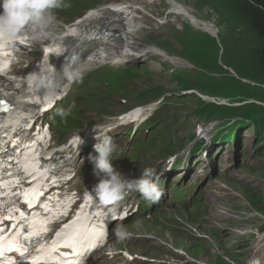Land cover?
I'll return each instance as SVG.
<instances>
[{
	"label": "bare ground",
	"instance_id": "1",
	"mask_svg": "<svg viewBox=\"0 0 264 264\" xmlns=\"http://www.w3.org/2000/svg\"><path fill=\"white\" fill-rule=\"evenodd\" d=\"M135 6V5H134ZM136 11L139 10L140 14L136 19L130 18L129 14L133 11V6L131 5H117L113 6L111 10L114 11L115 15H124L126 25L125 27H119V29H125L126 34L133 35L138 27L137 33L144 28L142 22L145 20L147 13L150 11L151 7L148 5H140L138 8L135 6ZM173 11L176 10L173 8ZM150 16H154V13L150 14ZM165 22L169 23L168 19L164 20ZM150 28L153 27L152 23L149 24ZM81 27V26H80ZM136 33V34H137ZM135 34V35H136ZM65 39H72L70 37L63 36ZM110 51L114 54H118L117 50L115 49L113 43L109 47ZM97 52H105L104 49H101ZM96 52V53H97ZM124 56L122 60L118 61H129L132 59V56H136L137 58H142L146 55L156 56L152 57L148 63V71H142L140 74L136 71H132L128 69L127 71L123 72L117 77V80L121 82L120 84V91L118 93V97L124 102L126 108V112L130 115L129 118L126 119V127L125 132L121 135L113 134L111 137L115 140L126 141L129 143V150H127L128 155L131 158H136L142 154H145L144 159H140L136 164L131 166V171L136 173L139 178L142 176V172L144 168H155L161 169L165 171H169L167 173H163L162 171H156L157 175L159 176V183L160 187L164 190V196L158 203H151L153 207V211L157 216H159L163 221L168 224L171 219L172 215L171 212L164 206L163 201L167 199V196L174 195V197L183 198V200L179 203H175V213L178 216L187 214L193 211L196 207L195 206V199L192 197L193 189L191 185L199 186L202 184L203 181H206L205 177H201L196 180L197 176L199 175L200 169L193 166L192 169L188 172H184L187 167H189L193 162H196V158H193L188 154L182 159L177 161H170V158L176 156L182 152V150L178 149L176 145V140L173 138L178 133V128L173 124L166 125V122H162L161 118L158 117V113L155 112L156 106L153 104H148V102L152 101L157 87L161 84L167 85L165 92H177L180 91L183 93L185 97V101L182 102L181 106L187 105V111L192 112L193 114L196 111L204 112L206 111L207 106H205L200 101V96L194 93L197 89L193 87L185 86L182 82L179 81L175 75L170 74L165 76V72L163 74V70L156 67L158 64V58H160L164 62H169L171 64H183L184 61L176 56H170L165 53L163 50L155 47V46H148L142 49L139 53H130L125 47L120 50ZM93 54L89 55L91 57ZM88 57V58H89ZM88 58L85 60L84 64L88 65L90 61ZM103 62V61H102ZM168 65V64H167ZM166 66V64H165ZM171 68H173L171 66ZM129 77V79H134L138 77L134 83L130 85L123 86L122 81ZM28 76H22L20 74L14 73H4L0 72V85L9 92L6 97L14 104H17L18 109H27L29 104L25 101L28 97L27 87L26 84L28 82ZM50 79L55 81L56 87L52 90L53 93L58 92L61 88V80H60V69H57L53 72ZM139 82V83H138ZM137 83V84H136ZM5 99V98H4ZM198 113V114H199ZM200 118V117H199ZM213 119V117H209ZM117 122L110 124L109 126L116 127ZM217 123H206L203 125L205 131L212 130L214 131L216 128ZM118 125V124H117ZM167 129V136L161 135L159 136L158 133L163 134L162 129ZM158 131V133H157ZM203 134V133H202ZM34 136V140L32 144L37 148L40 149L41 147H45L46 144L43 140L37 139L36 135ZM30 137V134H27L25 138ZM75 148H79L78 141H71ZM153 148L156 149V154L152 151ZM193 148V147H192ZM124 155V153H122ZM197 154V150L195 155ZM49 155L53 157H59L61 159L62 165V172H67L72 170V165L75 162V158H69L68 149L66 145L58 148H52L49 152ZM147 161L144 162L143 161ZM147 163V164H145ZM184 165H188L185 168L181 169ZM165 168V169H164ZM179 171L180 173H174ZM236 166L233 162L231 168H227V173H225V177L231 173L234 175L236 172ZM185 173V174H184ZM209 183V182H208ZM212 183L210 182V187ZM225 185V184H224ZM207 188L206 191L210 189ZM238 188V187H236ZM251 185L247 188L244 187L243 190L246 192L245 199L247 201L249 194L254 193L250 191ZM221 192L216 191H208V197L206 199V203H202V205L192 213V215L200 216L201 219L199 220V225L197 229L193 232L192 229H188L183 227L181 229V233L185 239L187 247L183 249L182 252H174L172 253L171 250L174 247L173 244H169L164 249L165 251L161 252L162 260L156 262L160 264H167L170 262H184L183 264L191 263V260L195 258H200L201 256L205 255L208 251V247L211 246V243L204 240L202 237H205L204 230L208 233L212 228L214 229L211 233L212 237L216 236L215 230H221L222 228L225 229V226L219 220L218 212L219 208L217 207L218 203L221 202ZM141 198H143L141 196ZM140 205V203H139ZM141 207V205H140ZM244 218H247L250 213L259 214L258 211L253 207L251 209H243ZM241 219V220H242ZM193 221L190 220L188 224H191ZM240 221V220H238ZM161 236V235H157ZM221 239V238H220ZM217 240V239H216ZM215 240V241H216ZM253 257L257 259L260 263L261 260L259 259V254L262 253L264 250V246H260L259 244H253ZM161 250V248H159ZM224 251L223 247H217L216 252L212 255H216L222 253ZM261 252V253H256ZM251 255V252L249 253ZM221 264H231L227 262L223 255H220ZM215 260H205L202 264H214ZM180 264V263H179Z\"/></svg>",
	"mask_w": 264,
	"mask_h": 264
},
{
	"label": "clouds",
	"instance_id": "2",
	"mask_svg": "<svg viewBox=\"0 0 264 264\" xmlns=\"http://www.w3.org/2000/svg\"><path fill=\"white\" fill-rule=\"evenodd\" d=\"M3 13H0V40L14 41L15 38L26 31L29 26L33 28L45 22H51L53 16L52 10L61 8H70L71 5L65 0H3ZM63 76L72 80L76 75L71 64L62 66ZM37 86L44 87L48 90H54L55 81L52 79H40ZM61 109L58 115L66 118L71 115V108ZM97 140H102L94 146L97 155H90L89 159L94 165V172L99 179L95 185L93 192L90 193L102 206L109 208V211L118 214V206L132 192L137 191L141 196L151 203H158L164 196V190L160 187L159 176L156 174L155 168H144L142 176L139 179H126L118 172L112 163V156L116 151L117 145L112 142L108 136L109 129L96 128ZM107 137V138H105ZM83 143L82 138L79 140L78 146ZM114 233L118 240L124 241L131 237L129 232L122 224H117Z\"/></svg>",
	"mask_w": 264,
	"mask_h": 264
},
{
	"label": "rangeland",
	"instance_id": "3",
	"mask_svg": "<svg viewBox=\"0 0 264 264\" xmlns=\"http://www.w3.org/2000/svg\"><path fill=\"white\" fill-rule=\"evenodd\" d=\"M240 46V42H237V49L235 50L234 54L232 55V57L237 56L240 54V51L238 50V47ZM103 76L102 78L99 80V82L97 83L100 86H103V84H109L110 85V89H103V88H97V93L100 97H103L105 99H113V97L115 95H117L119 92L115 91V87H114V83L117 79V77L121 74V71H114L112 69H106L104 70V72H102ZM95 86V85H93ZM94 101L88 99L85 104L80 108V109H84L85 107H94ZM227 103V102H226ZM187 105L184 106H180L178 107V111L181 112L182 114H185L187 112ZM207 110H211L210 107L206 108ZM93 110V109H90ZM214 113H217L216 111L213 110ZM188 121L192 124L193 123V119L191 117H188ZM169 121L166 122V125H169ZM162 129V128H161ZM167 129H162L163 130V134L158 133L159 136L161 135H165L167 136ZM231 131V130H230ZM229 131V134H230ZM244 134L242 135L243 138V142H241L242 144H244V146L247 147L248 150V156H247V165H246V170L245 173H249L248 176L251 177H241V181H237L236 185L237 187H239V189L243 190L241 188V185L243 187H245L247 183H249L246 188L248 186H252V188L259 190V192H261V195L264 198V182H262V180L260 179H256L259 178L258 173L260 174H264V155L259 156V154L253 153L252 148H251V139L252 136L251 134L247 133V131L244 130ZM80 159V158H79ZM250 171H254L257 173H253L250 174ZM256 177V178H255ZM244 183V184H243ZM231 185H234L233 182H230ZM252 189H250L251 191ZM247 192V191H246ZM244 191V193H246ZM221 203H218V206H220ZM219 214V212L217 213ZM244 216L242 213H236V217L232 219V221L234 223H231L229 228H227L226 230H229V235L228 236H222L221 239H217L215 242H213L214 246H209V248H211V254H214L216 252L217 247H223L224 252L227 251V255H223L225 260L231 264H241L240 261H242L244 259L245 256L250 255V250L249 248L255 244V243H251L252 241H250L248 238H241V234H239L240 232L246 231L251 229L252 227H258L260 226V224H262L263 218H261L260 216H258V214H253L250 213L249 216L247 218H244L241 220V217ZM240 220V221H238ZM213 229V228H212ZM240 249V250H238ZM239 251L238 254H236V252ZM215 256V255H214ZM214 256H209L207 257L206 255H204L205 260H211L214 258ZM259 259L261 260V262L259 264H264V250L262 251L261 254H259ZM204 260V261H205ZM204 261L202 262H198L197 264H202ZM95 263H99V264H121L120 262H115V263H109V260L104 256V255H100L99 257H97V259L94 261ZM221 264V262H219ZM191 264V263H189ZM227 264V263H225Z\"/></svg>",
	"mask_w": 264,
	"mask_h": 264
},
{
	"label": "snow or ice",
	"instance_id": "4",
	"mask_svg": "<svg viewBox=\"0 0 264 264\" xmlns=\"http://www.w3.org/2000/svg\"><path fill=\"white\" fill-rule=\"evenodd\" d=\"M73 34H76V30L73 29L72 30ZM26 39V38H25ZM52 51V50H50ZM9 65L8 63H4L2 66H0V71L4 70L5 68H7ZM9 93H0V95H8ZM33 103H36L35 98L33 97L32 99ZM11 111V107L7 104V102L3 99H0V113L3 112H9ZM7 127V124L4 122H0V135L4 134V130ZM13 131L15 130V128L12 129ZM44 134L47 135V129H44ZM27 147L29 148H33V145H28ZM27 171H29V175H33L34 173L36 175H38L41 179L44 178L45 173L40 172L39 171V163L35 158V154L33 153V162L30 166V169H26ZM7 187V185H5L3 183V179L0 178V188H4ZM43 193L41 192L40 189H34V191L30 194L32 199L28 200L27 203L30 206L34 205V202L36 201V199L42 195ZM75 194H73L74 196ZM46 211L52 213V208L50 205L48 204H44L42 205ZM89 205H83L82 207H88ZM67 208H65L62 212H55L53 213L52 217L46 218L42 221H40V228L34 233V235H41L44 232L48 231L47 225L49 223L52 222L53 217L58 218L59 215L61 214H67ZM102 213H97L96 216L100 217L102 216ZM83 217V219L85 221H88L87 224H81V229L82 232L78 233V234H69V229H72L75 225L80 224L81 223V218ZM122 218V217H121ZM8 219H12V217H5L3 215H0V241L4 240L6 237L4 236V233L6 231H12V230H18V229H23V225H19V224H13L11 226V229H7L4 221ZM91 225V218L88 216H84L83 213L78 214L77 219L72 221L70 224L65 225L59 232L56 233V237L53 240V248L56 251H59V249L61 247L63 248H70L73 250L72 254L76 257L75 260H69V259H64L63 260V264H83L84 259L86 258L87 252L89 250H91L92 247H95V244H90L87 247H85L81 241L89 234V226ZM98 229V231H97ZM94 232H96V236L98 238H102L103 234H104V230L103 228H100L99 226H94L92 229ZM12 234H15L14 231H12ZM79 237V238H78ZM10 238V237H9ZM34 236H29L27 237L28 240L33 239ZM5 251L11 252L14 251V249L8 248V249H3L0 248V264H9V259H11V264H17L15 258H6L5 257ZM20 255H24L27 252V247L21 248L18 250ZM33 264H39L38 261H33ZM252 264H259V262L257 261H253Z\"/></svg>",
	"mask_w": 264,
	"mask_h": 264
},
{
	"label": "trees",
	"instance_id": "5",
	"mask_svg": "<svg viewBox=\"0 0 264 264\" xmlns=\"http://www.w3.org/2000/svg\"><path fill=\"white\" fill-rule=\"evenodd\" d=\"M242 6L243 13L255 26L254 39L251 44L241 49L243 54L235 56V68L241 76H249L253 80L264 83V0H233ZM226 73V72H225ZM233 84H240L232 77L225 76V88L214 92L215 95L235 98L238 92L230 90ZM253 197L249 194L248 200ZM264 207V206H263ZM262 206H254L256 211L264 212Z\"/></svg>",
	"mask_w": 264,
	"mask_h": 264
}]
</instances>
